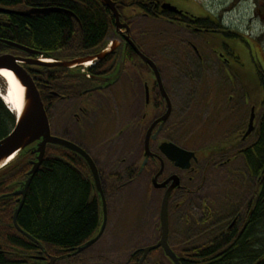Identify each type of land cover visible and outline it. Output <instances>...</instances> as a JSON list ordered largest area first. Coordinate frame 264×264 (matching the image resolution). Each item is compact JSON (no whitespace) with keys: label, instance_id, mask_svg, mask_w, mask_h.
<instances>
[{"label":"flooded vegetation","instance_id":"af4514ba","mask_svg":"<svg viewBox=\"0 0 264 264\" xmlns=\"http://www.w3.org/2000/svg\"><path fill=\"white\" fill-rule=\"evenodd\" d=\"M112 2L120 22L116 11L101 0H0V56L25 59L19 64L35 80L52 136L85 151L101 182L99 187L80 153L49 143L53 160L62 149L66 163L80 158L86 167L82 178L89 186L86 204L94 209V226L71 248L46 245L36 238L32 253L13 252L12 257H25L12 264H175L162 246L149 251L140 263L144 250L157 245L163 234L161 208L171 190L169 221L173 205L197 198L203 217L189 227L187 215V244L175 245L169 226V246L180 263L221 264L225 257L242 255L244 246L256 241L249 237L240 244L250 229L254 207L250 198L242 206H232L237 209L232 215L228 165L244 159L243 149L258 147L264 138V0ZM81 7L91 12V18L107 16L109 29L102 32L110 33L105 42L51 48L30 42L34 40L27 35L30 22L36 24L50 14L73 18L78 26L70 34L81 39L87 30L79 15ZM50 8L60 11H39ZM234 13L239 18H229ZM9 41L32 51L4 43ZM160 59L167 62L166 70ZM41 61L59 65H41ZM181 78L194 106L179 118L175 83ZM214 104L213 111H203L205 105ZM252 115L254 128L246 136ZM224 132L230 134L226 143ZM38 143L26 149L33 152ZM167 144L193 153L190 166L182 167L169 157ZM139 197L159 211L155 230L145 235L140 230L141 214L135 211ZM223 213L227 218L220 219ZM190 228L200 231L191 238ZM146 236L149 240L144 241ZM220 244L224 249L210 254V247ZM258 246L248 251L244 260L249 262L244 264H264V242ZM229 247L236 254L230 255Z\"/></svg>","mask_w":264,"mask_h":264},{"label":"trees","instance_id":"16d2710c","mask_svg":"<svg viewBox=\"0 0 264 264\" xmlns=\"http://www.w3.org/2000/svg\"><path fill=\"white\" fill-rule=\"evenodd\" d=\"M78 10L87 29L81 39L70 34L72 29L78 26L73 18H68L63 14H50V16L39 19L36 24L30 22L32 28L27 31V35L34 36V40L30 42L34 43V46L37 44L49 48L79 42L87 45L88 43L94 45V43L105 42V36L110 33L102 32L105 27L109 29L107 16L104 18L100 16V19L94 16L91 18V12L88 9L81 7ZM15 124L16 115L10 112L0 98V140L9 134ZM46 152L43 164L32 180L24 208L19 214V223L25 231L46 245L55 244L71 248L86 237L95 222L94 209L86 204L89 186L82 178V174L87 169L80 158L73 159L70 161L71 164L66 163V154L62 149L56 151V160L52 159L50 150L47 149ZM243 154L247 178L256 180L257 186L250 202L254 207L249 221L250 229L241 237L240 244L242 245L249 237L256 241L252 245L246 244L242 249L244 253L240 252L242 255L237 254L228 260L225 257L223 259L225 262L221 264H235L236 261L237 264L247 263L249 261L244 259L252 251L249 249L256 247L255 250H257L261 243L263 247L264 238L262 242L258 241L257 227L264 223V138L258 147L250 146L243 149ZM33 159L34 154L25 149L18 153L14 161L0 170V264H12L19 257H25V252L31 251L32 253L35 249L34 242L27 239L13 224L18 196L3 198L6 194L15 192L26 181L29 177L28 172L32 168L30 161ZM230 173L234 174L228 167V174L231 175ZM247 178L241 181L233 178L229 179V182L233 186L241 182L243 189H246L244 182H248ZM224 247V244L210 247V254L217 253ZM232 247L228 249L231 250L230 255L236 254ZM15 251L25 256L12 257Z\"/></svg>","mask_w":264,"mask_h":264},{"label":"water","instance_id":"95a60500","mask_svg":"<svg viewBox=\"0 0 264 264\" xmlns=\"http://www.w3.org/2000/svg\"><path fill=\"white\" fill-rule=\"evenodd\" d=\"M104 2V4L109 5L114 11L117 13V21H119V12L115 8L114 2L112 0H101ZM60 11L58 9L50 8V9H40V12H46V11ZM38 11V12H39ZM29 15V14H27ZM75 15V14H74ZM120 22V21H119ZM125 26V25H124ZM127 31L129 30L128 25ZM6 45H15L17 47H21L25 50H28L29 52L32 50H29L26 47H23L21 45H17L13 42H4ZM137 49V48H136ZM106 53V52H105ZM106 55V54H105ZM105 55H101L105 56ZM142 57L146 63L150 62L152 64V67L155 71H158V67L155 62L151 61L149 58L145 57V55L142 53ZM19 61L25 62V59L23 58H16L12 55H1L0 56V68H6L11 69L16 78L19 80V82L24 87V94H23V102L21 110H18L16 113L17 120L16 125L13 127V130L8 134L6 137H4L2 140H0V170L4 168L7 164H9L11 161L14 160V158L18 155V153L24 151L29 145L34 144L36 141L39 142L36 145L35 150L32 152L35 154V158L30 161V164H32V168L29 170L28 175L29 177L24 181V183L21 185L20 188L16 189L15 192L6 194L3 196V198L9 197V196H19L18 198V205L17 209L14 212L13 215V224L14 227L19 230L21 233H23L27 238H30L31 240L38 243V240L34 238L29 232L25 231L20 223H19V214L21 213L22 209L24 208V204L27 200V195L29 192V189L31 187L32 180L34 176L36 175V172L39 170V168L42 166V162L46 156V148L49 143H58L61 146L69 147L73 151L80 153L90 164L92 172H94L95 181L97 182V185L101 187V182L99 178V172L97 171V167L95 165V162L92 161L91 157L88 156V154L83 151L80 147L70 143L69 141H64L61 138L53 137L52 131H50V120H48V114L47 110H45V105L43 99H41V95L39 92V89H37L35 80L30 76L28 71L23 68ZM40 64H44L46 66L53 65H59V63H48L41 61ZM159 83L162 84V93L165 94V89L163 87L164 83L162 82L161 73H159ZM166 95V94H165ZM170 110L165 114L163 117V120H166L169 117ZM254 115L251 116L250 119V125L247 130L248 136L250 133H252V130L254 128ZM151 132V131H150ZM168 148V155L173 160L175 159L178 165L182 167H189L190 161L193 158V153L182 149L180 147H177L172 144H167ZM147 148V154L149 152L148 143H146ZM172 191V190H171ZM171 191H168L167 194L164 197V201L161 208V222H162V236L161 239L157 242V245L147 247L144 250V257L142 258V263L149 253V251L156 249L157 247L162 246L164 248L165 253L167 256H169L175 264H182L180 263V258L177 257V255L172 251V249L169 246L168 242V235H169V196ZM102 233V232H101ZM101 235V234H100ZM98 240V237L93 239L90 243L86 244L84 248L89 247L92 245L95 241ZM83 249V247H82ZM80 249L79 251H82Z\"/></svg>","mask_w":264,"mask_h":264},{"label":"rangeland","instance_id":"374dc122","mask_svg":"<svg viewBox=\"0 0 264 264\" xmlns=\"http://www.w3.org/2000/svg\"><path fill=\"white\" fill-rule=\"evenodd\" d=\"M203 1L205 4H208V2L210 0H201ZM216 1L218 4L219 3H224V0H212V2ZM239 18V15L234 13L233 16H229V18ZM144 24H146L145 22L142 24V26L144 27ZM158 62L160 63L161 66H163V68L166 70L167 67V62L165 60H158ZM164 72V70H163ZM167 74L165 73V76ZM167 77V76H166ZM8 80L6 78V76L2 73H0V91L3 92L6 90V86H7V81ZM166 83H168L167 78L165 79ZM9 81V80H8ZM177 83H175L176 86V104L178 105V114H179V118H182V115L187 114L190 112V109L193 108L192 103L190 102V92L189 90L186 89L185 84H181L183 82V79L181 78L180 82L176 81ZM211 94V93H210ZM202 97H205L204 95ZM205 104V103H203ZM200 106H202V104H199ZM198 109L199 106H195L194 108ZM215 108V104L214 105H205L203 111L204 112H208V111H213ZM195 113V112H194ZM197 113V112H196ZM232 121H234V119H232ZM225 133V143H226V139L228 138V135H230L229 133ZM216 143H218L217 141L214 142L213 144L216 145ZM229 163H227L228 165ZM228 167H230V169L234 172V174L237 176V178L241 181L244 178H247V172H246V164L245 161L242 157H239L238 159H236V161H233L232 163H230V165H228ZM233 174V173H230ZM245 174V175H243ZM239 175V176H238ZM229 179H233L235 177H233V175H229ZM248 182H244V185L247 186L246 189H243L242 183L239 182V184H231L229 182V186H230V197H231V208H232V215H235L237 213V209H235L234 207H238V206H242L244 204H246V202H248L250 200V198L252 199V195L256 189V185H255V181L256 180H252L251 178L248 179ZM250 181V182H249ZM233 186V187H232ZM202 193L204 194V191H202ZM206 194V193H205ZM141 197V196H140ZM140 197L137 199V203H136V208L135 211L139 212L141 214V222L139 221V223L141 224L142 229L141 232L145 234L146 231L149 230H155V226H156V218H157V211H156V207L155 204L151 203L150 201H148V199L145 200L144 197H142L140 199ZM199 198H197L196 200H188L186 201V203L182 206H172V216L170 218L171 224H170V228H171V241L174 242L175 245H180L181 243L187 244L186 241H188V238H185V234L187 232L186 227H188V224H186V220L187 219V215L188 216V220H191V223L189 224V227H194L192 224H197V222H199V220L203 219L202 217V213L200 210V203L198 201ZM144 200V201H143ZM213 200V199H211ZM140 201V202H139ZM234 206V207H232ZM141 209V210H140ZM159 212V211H158ZM223 213L221 214V218H227V215ZM225 216V217H224ZM219 222V220H218ZM139 224V225H140ZM263 229V231L261 230ZM261 230L262 232L260 234L257 235L258 241H262L264 238V223L262 224V226L260 225L259 227H257V231ZM189 231H192L191 238L194 237V235L198 234V232L200 231L197 228H190ZM260 232V231H258ZM193 236V237H192ZM149 240V236L144 237V241ZM251 249H249V251H251ZM237 264V262L235 263Z\"/></svg>","mask_w":264,"mask_h":264},{"label":"bare ground","instance_id":"6f19581e","mask_svg":"<svg viewBox=\"0 0 264 264\" xmlns=\"http://www.w3.org/2000/svg\"><path fill=\"white\" fill-rule=\"evenodd\" d=\"M0 73L4 74L9 80L5 79L8 83L6 86L7 88L3 92L0 91V94L3 96L4 101L7 102L10 108L17 113V111L21 110L22 107L24 87L11 69L0 68Z\"/></svg>","mask_w":264,"mask_h":264}]
</instances>
